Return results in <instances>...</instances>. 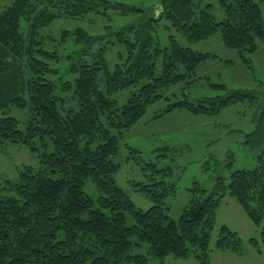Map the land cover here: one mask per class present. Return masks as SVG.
<instances>
[{"label": "trees", "instance_id": "1", "mask_svg": "<svg viewBox=\"0 0 264 264\" xmlns=\"http://www.w3.org/2000/svg\"><path fill=\"white\" fill-rule=\"evenodd\" d=\"M259 1L264 4V0ZM220 2L225 12L222 20L216 19L210 4L203 6L200 0H163L154 15L112 0H13L0 10V110L18 106L31 112L25 128L15 116L5 111L0 114V151L8 143H20L35 152V140L47 147L48 138L55 148L40 153L39 169L25 165L18 180L3 189L15 194L0 192V264H164L169 257H194L196 264H211L214 249L243 255V238L227 224L220 225L211 247L218 209L227 196L234 197L260 229V237H250L249 243L264 258L261 118L248 133V138L255 137L254 145L260 150L258 165L232 171L229 182L224 176L216 177L211 190L194 180L189 188L190 202L178 219L168 214L167 199L177 193L178 186L172 165L160 167L159 161H146L139 148L126 144L129 159L140 164L146 176L145 181L134 185L152 201L147 210L137 207L116 180L120 164L115 157L127 129L143 117L151 103L164 98L163 91L169 86L185 78H200L199 65L216 57L182 46L174 36L172 46L162 48L153 34L159 21L166 19L195 41L219 31L225 46L238 50L252 68L243 53L255 52L264 41L261 5L256 0ZM110 9L121 14L142 13L139 26L129 27L134 29L132 38L125 28L111 31L125 44L126 53H120L113 69L108 66L105 46L86 57L87 48L98 36L78 27V41L88 46L77 54L80 59L71 67L75 78L60 84L63 75L52 76L59 70L54 63L60 58L46 46L44 30L59 17L107 14ZM68 32L64 30L65 35ZM160 56L163 70L157 74ZM212 85L223 89L224 94L196 101L178 98L158 116L175 109L214 115L242 97L254 98L246 90ZM131 87L136 90L119 104L113 94ZM62 91L72 92L78 107L66 106L68 98L60 94ZM169 151L166 145L158 156H168ZM228 156H232L228 163L231 168L234 155ZM88 178L101 192L97 206L83 189ZM129 216L134 219L131 225ZM141 241L149 244L148 255L132 253L134 244ZM150 256L156 258L155 263L150 262Z\"/></svg>", "mask_w": 264, "mask_h": 264}, {"label": "rangeland", "instance_id": "2", "mask_svg": "<svg viewBox=\"0 0 264 264\" xmlns=\"http://www.w3.org/2000/svg\"><path fill=\"white\" fill-rule=\"evenodd\" d=\"M12 1L0 0V10ZM112 1L135 5L143 8L144 11L146 10L149 15H154L161 7L163 0ZM256 1L261 5L264 20V4L259 0ZM200 2L203 6L207 4L212 6V12L217 20L224 18L225 12L220 0H200ZM141 15L140 12L121 14L110 9L107 14L92 12L84 17L64 16L57 18L44 30L46 46L51 51H55L54 53L60 58L54 63L59 70L54 72L52 76L57 78L63 75L59 79L60 84L62 80L75 78V73L71 67L77 65L80 59V55L77 56V54L82 53L88 46L84 42L78 41V35L75 32L78 27L84 28L93 36H98V40L95 39L97 42L91 43L92 47L87 48L88 55L85 56L89 57L105 46L108 66L113 69L120 60V53H126V47L124 43L118 40L117 34L111 31H119L125 28L127 35L132 38L134 29L131 30L129 27L132 25L138 27ZM64 30H69L68 34L65 35ZM153 34L159 40L162 48L171 47V36H174L182 46H189L194 50L216 55V57H211L199 65L197 74L200 78L193 80L185 78L176 84H172L163 91V99L150 104L143 117L127 129L125 137L121 140L119 155L115 157V161L120 164L116 173L117 183L129 194L136 206L143 210L149 209L152 206V201L142 192L135 190L134 183L145 181L146 176L141 165L133 159H129L130 152L126 144L139 148L146 161H159L160 167L172 165L174 167V179H178V186L177 193L167 199L170 206L168 214L172 218L178 219L190 202L189 188L194 180L201 182L211 190L214 187L216 177L224 176L229 182L232 171L254 168L258 165L257 155L260 150L254 145L256 144L255 137L248 138V133L255 130L260 118L264 133V41L259 42L255 52L244 51L243 53L250 60L251 68L243 60L242 54L238 50L225 46L219 31L203 40H190L172 27L169 21L162 19L156 29L153 30ZM162 70L163 57L160 56L157 59L155 71L157 74H161ZM214 83L225 84L232 89L246 90L254 98L242 97L239 102L232 103L231 106L214 115L195 114L185 109H175L158 116L168 107L169 103H173L178 98L196 101L204 96L214 97L224 94L223 89L212 85ZM135 90V87L126 88L114 93L113 97L118 100L119 104H123ZM60 94L67 96L66 106L78 107L72 98V92L62 91ZM2 109L0 114L5 111L6 114L20 119L22 128H25L27 120L31 117L30 110L26 108L7 106L6 108L2 107ZM35 141L38 149L35 152L20 143H8L0 151V192L18 180L19 170L25 165L39 169L42 166L40 153L44 150L48 152L55 150L50 138L47 139V147L43 146L39 139ZM166 145L170 148L168 156L159 157V152ZM262 145L264 146V144ZM230 153L234 155V163L231 168L228 167V163L232 159V156H228ZM83 189L93 198L95 206H97L101 194L97 183L88 178L83 184ZM2 193L15 194V192L7 189L3 190ZM231 200H234L236 205ZM238 209L241 213L244 212L234 197L227 196L218 209L217 225L213 231L211 247L215 245L219 235V227L223 222L238 229L239 232H237L244 240L245 249L250 246L249 237H260V229L254 225L249 217H246L249 218L248 225L243 222ZM133 222L134 219L129 216L128 223L131 225ZM250 226H253L254 230ZM133 240L137 241V238L135 237ZM148 252L149 244L144 241H141L140 244H134L132 249V253L148 255ZM243 256H245L242 259L243 263L231 262V264H246L247 256L245 254ZM169 258V262L165 261L164 264H196L194 257L186 258L188 260ZM150 262L155 263L156 258L150 256ZM124 264L134 263L125 261Z\"/></svg>", "mask_w": 264, "mask_h": 264}, {"label": "crops", "instance_id": "3", "mask_svg": "<svg viewBox=\"0 0 264 264\" xmlns=\"http://www.w3.org/2000/svg\"><path fill=\"white\" fill-rule=\"evenodd\" d=\"M232 203L234 205H236L234 202V200H231ZM239 213H241V211L238 209L237 210ZM244 211V210H243ZM244 213V214H243ZM245 215V216H244ZM248 216H246L245 212L241 213V220L243 222H245L248 225L249 222V218H246ZM222 224H227V223H221ZM229 225V224H227ZM250 225V224H249ZM230 226V225H229ZM231 228H234L232 226H230ZM251 229L254 230V228H252L253 226H250ZM236 229V228H234ZM236 231H238V229H236ZM239 232V231H238ZM250 238V237H249ZM244 254L247 256V260H246V264H259V262H261V264H264V258L261 254H259L254 248H252L251 246H247L245 249ZM243 254V255H244ZM243 255H236V254H231V253H224V252H219L218 250L214 249L213 254H212V262L211 264H231V262H242L245 256ZM183 260H188V259H183ZM179 261V260H178ZM181 261V260H180Z\"/></svg>", "mask_w": 264, "mask_h": 264}]
</instances>
